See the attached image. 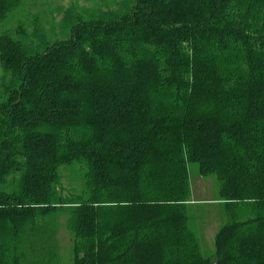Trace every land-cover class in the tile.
<instances>
[{"label":"trees","instance_id":"1","mask_svg":"<svg viewBox=\"0 0 264 264\" xmlns=\"http://www.w3.org/2000/svg\"><path fill=\"white\" fill-rule=\"evenodd\" d=\"M23 1L0 0V25ZM70 18L52 42L0 33V264H61V212L73 264H264V0ZM75 163L82 189L64 197ZM192 165L219 184L214 257L189 213Z\"/></svg>","mask_w":264,"mask_h":264},{"label":"rangeland","instance_id":"2","mask_svg":"<svg viewBox=\"0 0 264 264\" xmlns=\"http://www.w3.org/2000/svg\"><path fill=\"white\" fill-rule=\"evenodd\" d=\"M132 3L133 0H24L22 6L0 25V33L8 29L14 31L22 23L25 32L31 34L33 44L39 43V39L32 35L36 27L40 28L43 35L40 43H44L46 39L52 42L68 36L72 24V18H70L72 13L81 18L84 14L88 17H97L100 12L120 10L123 4ZM67 20L70 21L66 22ZM83 171L84 169L78 163L60 167V189L64 197L80 192ZM190 177L189 213L194 218V225L198 229L203 253L214 257L216 234L227 219L218 196L219 184L214 176H199L197 165L191 166ZM67 217V213H60L54 232L61 264H73L74 258L72 234L67 227ZM44 242L47 241H39L38 244ZM47 247L50 245L48 244Z\"/></svg>","mask_w":264,"mask_h":264}]
</instances>
